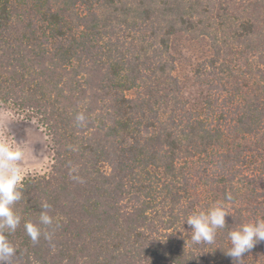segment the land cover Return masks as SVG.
<instances>
[{
    "label": "trees",
    "instance_id": "obj_1",
    "mask_svg": "<svg viewBox=\"0 0 264 264\" xmlns=\"http://www.w3.org/2000/svg\"><path fill=\"white\" fill-rule=\"evenodd\" d=\"M0 105L52 146L11 264H234L228 232L264 218V0H0ZM218 202L228 226L194 244Z\"/></svg>",
    "mask_w": 264,
    "mask_h": 264
},
{
    "label": "clouds",
    "instance_id": "obj_2",
    "mask_svg": "<svg viewBox=\"0 0 264 264\" xmlns=\"http://www.w3.org/2000/svg\"><path fill=\"white\" fill-rule=\"evenodd\" d=\"M82 119V117H80ZM24 151L19 144L11 143L7 138L0 137V264H11L17 254L16 248L8 239V234L15 232L21 222V217L13 211V206L23 196L22 181L25 171L21 167ZM226 200H231L226 195ZM39 223L44 226L53 224V217L48 214L50 206L42 204ZM226 217H229L223 203H214L206 209L194 211L188 215L182 225H187L191 232V241L194 244L213 243L218 230L226 228ZM25 231L33 243H37L42 235L41 228L30 221L24 224ZM46 240L52 239V233L45 232ZM230 247L225 255L230 257L234 264H241L246 253L256 244L264 242V218H258L238 225L228 232Z\"/></svg>",
    "mask_w": 264,
    "mask_h": 264
},
{
    "label": "rangeland",
    "instance_id": "obj_3",
    "mask_svg": "<svg viewBox=\"0 0 264 264\" xmlns=\"http://www.w3.org/2000/svg\"><path fill=\"white\" fill-rule=\"evenodd\" d=\"M196 45H190L191 55L202 61L204 55ZM207 51V49L205 50ZM209 55V53H207ZM0 137L19 146L24 151V158L20 162L25 171V177L35 178L46 175L52 165V146L42 127L34 120L23 119L6 107L0 105Z\"/></svg>",
    "mask_w": 264,
    "mask_h": 264
}]
</instances>
